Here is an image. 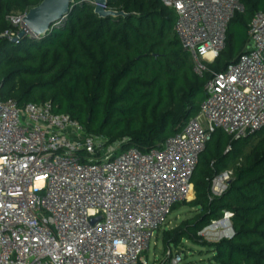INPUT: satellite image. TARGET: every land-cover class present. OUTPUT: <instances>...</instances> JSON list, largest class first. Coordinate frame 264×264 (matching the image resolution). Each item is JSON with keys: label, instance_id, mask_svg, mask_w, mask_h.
<instances>
[{"label": "built area", "instance_id": "1", "mask_svg": "<svg viewBox=\"0 0 264 264\" xmlns=\"http://www.w3.org/2000/svg\"><path fill=\"white\" fill-rule=\"evenodd\" d=\"M199 77L211 75L200 112L161 148L141 152L90 135L50 103L20 108L0 89V264H149L153 236L175 205L195 194L192 177L213 134L238 139L264 128V12L253 17L246 52L223 71L210 69L227 31L244 11L241 0H162ZM27 14V13H26ZM22 17L11 26L25 30ZM1 37L14 39V29ZM216 176L222 195L232 180ZM231 212L199 232L228 227ZM170 264L182 252L168 250Z\"/></svg>", "mask_w": 264, "mask_h": 264}, {"label": "trees", "instance_id": "2", "mask_svg": "<svg viewBox=\"0 0 264 264\" xmlns=\"http://www.w3.org/2000/svg\"><path fill=\"white\" fill-rule=\"evenodd\" d=\"M43 0H0V89L20 108L50 103L90 135L122 141L125 148H161L195 117L211 78L195 72L194 60L177 36L175 12L162 0H107L101 16L92 0H76L45 35L16 42L14 10L28 12ZM244 11L230 22L225 48L209 65L216 72L247 51L250 23L264 0H241ZM20 33L22 30L13 28ZM233 172L228 189L212 192L213 180ZM197 213L163 238L165 251L184 240L203 241L207 264H264V128L238 139L217 130L192 177ZM181 203L174 206L175 210ZM231 212L232 237L208 242L199 232Z\"/></svg>", "mask_w": 264, "mask_h": 264}, {"label": "rangeland", "instance_id": "3", "mask_svg": "<svg viewBox=\"0 0 264 264\" xmlns=\"http://www.w3.org/2000/svg\"><path fill=\"white\" fill-rule=\"evenodd\" d=\"M27 12L14 10L7 18V22L11 25V17H22ZM13 28V27H12ZM16 29H20L21 26L14 27ZM195 196L193 194L190 196V200L181 203L178 208L173 210L171 214L168 216L166 225L160 230L159 233H156L150 243V248L145 253V258L148 260L149 264H170V257L168 255V251H165L163 238L166 230H172L179 226L181 222L186 221L187 219L193 217L197 211L194 208H190L186 205V203L193 200ZM228 233V227L225 225H221L218 229H212L210 234L207 235V239L203 238L205 241L214 242L224 235ZM203 241H190L184 240L182 244H180L179 248L174 249V254L176 252H182L183 254V262L181 264H207V260L210 255L208 252V248L204 245Z\"/></svg>", "mask_w": 264, "mask_h": 264}, {"label": "water", "instance_id": "4", "mask_svg": "<svg viewBox=\"0 0 264 264\" xmlns=\"http://www.w3.org/2000/svg\"><path fill=\"white\" fill-rule=\"evenodd\" d=\"M76 0H43L42 3L29 10L23 18L26 27L20 35L14 39L16 42L20 37L30 34L32 36L45 35L57 22L62 20L71 10V5ZM96 4V12L101 16H119L124 13L106 11L107 0H92Z\"/></svg>", "mask_w": 264, "mask_h": 264}, {"label": "bare ground", "instance_id": "5", "mask_svg": "<svg viewBox=\"0 0 264 264\" xmlns=\"http://www.w3.org/2000/svg\"><path fill=\"white\" fill-rule=\"evenodd\" d=\"M192 194H190V196H191Z\"/></svg>", "mask_w": 264, "mask_h": 264}, {"label": "crops", "instance_id": "6", "mask_svg": "<svg viewBox=\"0 0 264 264\" xmlns=\"http://www.w3.org/2000/svg\"><path fill=\"white\" fill-rule=\"evenodd\" d=\"M194 196H195V194H194Z\"/></svg>", "mask_w": 264, "mask_h": 264}]
</instances>
